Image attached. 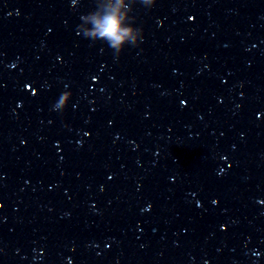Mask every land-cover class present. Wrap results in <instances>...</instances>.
Instances as JSON below:
<instances>
[{"label":"clouds","instance_id":"9594fccd","mask_svg":"<svg viewBox=\"0 0 264 264\" xmlns=\"http://www.w3.org/2000/svg\"><path fill=\"white\" fill-rule=\"evenodd\" d=\"M156 2V0H155ZM122 17L117 10H114L106 14L103 18H94L95 30L89 35L100 38H106L109 41L110 47L119 46L125 39V37L131 35L132 30L123 28L121 26ZM143 37L141 38V42ZM65 95L62 94L60 99Z\"/></svg>","mask_w":264,"mask_h":264}]
</instances>
